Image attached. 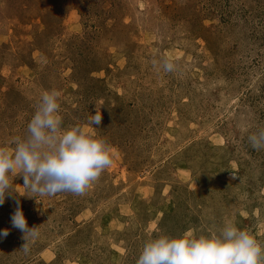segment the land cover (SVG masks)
I'll use <instances>...</instances> for the list:
<instances>
[{"label":"rangeland","instance_id":"374dc122","mask_svg":"<svg viewBox=\"0 0 264 264\" xmlns=\"http://www.w3.org/2000/svg\"><path fill=\"white\" fill-rule=\"evenodd\" d=\"M52 90L62 130L100 109L113 162L83 195L12 193L0 264H137L149 239L226 222L264 246V0H0V147Z\"/></svg>","mask_w":264,"mask_h":264},{"label":"clouds","instance_id":"9594fccd","mask_svg":"<svg viewBox=\"0 0 264 264\" xmlns=\"http://www.w3.org/2000/svg\"><path fill=\"white\" fill-rule=\"evenodd\" d=\"M165 71L173 64L165 61ZM58 91L42 94L33 118L27 126V137L15 138L14 152L0 147V206L12 193L21 196H52L60 192L83 195L101 173L111 166L113 150L103 138L97 137L92 127L102 122V112L96 110L88 126L61 128ZM255 150L264 149V128L248 136ZM23 176V184H14V178ZM236 172H233V179ZM21 189L26 191L21 192ZM31 192L33 195H28ZM12 227L24 233L26 243L38 236V226L29 227L27 217L17 202L11 217ZM9 229L0 231L7 237ZM264 259V246L246 230L226 222L218 231L196 237L187 232L180 237L159 235L149 239L137 264H260Z\"/></svg>","mask_w":264,"mask_h":264}]
</instances>
